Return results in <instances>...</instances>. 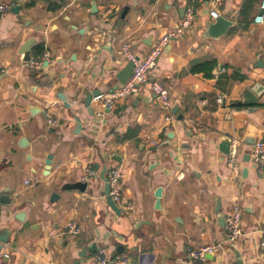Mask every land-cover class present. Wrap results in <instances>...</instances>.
<instances>
[{
    "label": "crops",
    "instance_id": "0c3cea01",
    "mask_svg": "<svg viewBox=\"0 0 264 264\" xmlns=\"http://www.w3.org/2000/svg\"><path fill=\"white\" fill-rule=\"evenodd\" d=\"M193 1L0 0L20 6L0 16V195L13 200L0 211V236L11 231L0 264H83L101 249L129 264H238L236 251L242 264H264V168L247 162L252 146L243 143L252 128L264 141V93L256 106L243 103L247 90L264 87V27L253 21L262 0L197 3L193 27L152 73L169 90L170 111L149 85L112 110L96 97L93 116L86 106L93 92L116 88L123 42L144 57ZM210 8L234 24L218 40L205 37ZM30 39L31 61L48 55L37 69L20 54ZM225 138L235 165L219 150ZM104 167L123 173L119 214L104 196ZM88 169L97 174L85 182ZM77 182L85 192L63 189ZM218 199L225 217L242 209L236 243L225 241ZM71 222L77 237L62 235ZM207 246L209 257H191Z\"/></svg>",
    "mask_w": 264,
    "mask_h": 264
},
{
    "label": "built area",
    "instance_id": "2783aa9c",
    "mask_svg": "<svg viewBox=\"0 0 264 264\" xmlns=\"http://www.w3.org/2000/svg\"><path fill=\"white\" fill-rule=\"evenodd\" d=\"M204 0H194L185 12L182 23L175 29L165 33L147 52L144 57H139L133 50L132 46L128 42H123L121 49L123 54V60L125 65L132 62L134 67L129 80L125 84H117L116 88L111 91L107 96L96 97L102 103V106L108 110L114 109L118 102L124 99H128L132 96H136L140 93L141 89L146 86H150L151 91L156 96L159 104L164 110L170 111L172 108V99L167 87L157 80H152V73L158 67L159 58L165 52V50L171 45L173 41L182 39L187 30L191 29L194 25V21L197 16V3H201ZM260 11L253 18L255 25H261L264 27V0L261 1ZM11 6L6 3H0V16L7 14L11 11ZM211 20H217L220 16L218 10L210 8L208 11ZM138 57V58H137ZM48 55L45 54L41 59L37 61H30L32 68L37 69L43 64V60H46ZM224 97L218 99V103L222 104ZM172 118V115L167 117L168 120ZM49 124L55 125L56 121L50 119ZM156 143V142H154ZM251 161L257 168H264V141L257 142L256 145L251 147ZM232 158L230 160L231 165L236 164V157L238 155L237 149H231ZM96 171L88 169L83 177L85 182L96 175ZM123 173L119 167H113L108 170L107 179L109 183L110 196L116 205L123 202V189H122ZM2 203L0 201V211ZM226 228V240L228 243H236L243 235V223H242V209L239 205H234L229 214L225 217ZM81 233V228L74 222L69 223L62 231V235L66 237H77ZM214 247L207 246L199 250H192L190 255L193 259L204 260L208 253H212ZM128 259L121 255H116L114 258L108 257L106 251L101 249L97 254L84 262L83 264H129Z\"/></svg>",
    "mask_w": 264,
    "mask_h": 264
},
{
    "label": "water",
    "instance_id": "95a60500",
    "mask_svg": "<svg viewBox=\"0 0 264 264\" xmlns=\"http://www.w3.org/2000/svg\"><path fill=\"white\" fill-rule=\"evenodd\" d=\"M128 10V9H127ZM20 11V6L17 5L16 7H14L12 9V12L15 14H18ZM185 12V9H183V12ZM233 23L231 21H228L226 18L224 17H219L217 20H212L211 23H209L207 25V31L205 33V37L212 39V40H218L220 39V37L224 36L231 27H233ZM35 45V40L34 39H30L27 42H25L20 50V54L24 55L23 60L25 62H30L31 61V50L32 47ZM138 58V57H137ZM133 63L129 62V64L125 65V67L123 69H121L118 73H116L115 78L117 79L118 84H125L128 80L129 77L132 74L133 71ZM152 80L154 81L155 78L151 77ZM262 93H264V87H262V85L258 84L256 86L255 89L253 90H247L244 94V98H243V103H245L246 105H250V106H256L257 102H258V98L260 95H262ZM100 96V92H93L92 95H90L86 101V106L89 108V113L91 116H93V108L91 106V103L93 101V98ZM62 99H64L61 96ZM65 100V99H64ZM178 105L174 106V108L172 109V113L173 114H177L178 112ZM254 110H256L255 108H252ZM179 120H184V115H180L178 116ZM173 135L170 134L169 138H172ZM243 143L249 145V146H254L257 144V131H255L253 128L249 130V134L246 138H244ZM168 144H169V140H168ZM167 144V145H168ZM231 145H232V140L230 138H225L223 139V141L219 144V150H221L222 153L226 154V155H231ZM247 162L250 161V155H247L246 158ZM51 164H52V156L48 157L47 161H46V171L50 170L51 168ZM107 173H108V168L104 167L102 170V174H101V179L104 182V196L106 197L107 200V205L109 206V208H111L113 210V212L115 211L117 214L121 213V209L119 207H117V205L113 202L111 196H110V189H109V183H108V179H107ZM88 184L84 183V182H77L76 184H72V185H65L63 187V189L65 190H79L82 192H85L87 189ZM5 193H7L6 191H4V194L0 195V201L1 203H5V204H12L13 200L10 198H7ZM162 195V189H158L157 193H156V197L158 198L156 206L159 209L160 206V200L159 198ZM58 197L57 194H55L53 196V198ZM221 201L220 199L217 200L216 202V213L218 214V219H219V223L222 227H225V216L221 211ZM24 213L19 214L16 219L20 222L23 221V217H24ZM11 234V231H5L4 233H1L0 236V254L1 251L4 249L5 244L8 243V238ZM97 251V246L94 245L91 249L90 252H96ZM80 256L82 257H86L87 256V249H83L82 252L80 253ZM209 257V256H207ZM235 257L238 260V264H242V261L239 257V252L236 251L235 252ZM5 258H8L7 256H5Z\"/></svg>",
    "mask_w": 264,
    "mask_h": 264
}]
</instances>
